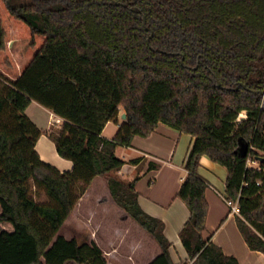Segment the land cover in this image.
I'll return each mask as SVG.
<instances>
[{
    "label": "trees",
    "instance_id": "1",
    "mask_svg": "<svg viewBox=\"0 0 264 264\" xmlns=\"http://www.w3.org/2000/svg\"><path fill=\"white\" fill-rule=\"evenodd\" d=\"M13 30L28 40L22 64ZM0 76V222L13 226L0 232V264H108L97 242L62 233L99 176L161 247L149 264H176L165 222L142 208L140 178H122L126 162L116 152L160 123L194 137L175 196L190 210L180 231L189 260L179 264H240L204 235V155L227 168L238 227L264 253V0H0ZM33 101L62 125L41 129L27 115ZM121 108L126 118L105 138ZM45 133L72 170L41 158Z\"/></svg>",
    "mask_w": 264,
    "mask_h": 264
},
{
    "label": "crops",
    "instance_id": "2",
    "mask_svg": "<svg viewBox=\"0 0 264 264\" xmlns=\"http://www.w3.org/2000/svg\"><path fill=\"white\" fill-rule=\"evenodd\" d=\"M35 103L38 102L33 101L30 104L27 113ZM47 111H49L54 118H60L50 110L47 109ZM123 114L124 110L121 108L119 116ZM246 116V111H243L240 119H242L241 117L244 119ZM118 117L116 120L117 122H119ZM62 120L64 121V119ZM122 122L118 123L117 131ZM105 129L103 131V136L108 139L114 138L117 131L112 136H106L104 134ZM48 130L50 129H45V131ZM42 142L43 147L40 149L39 146ZM193 143L194 137L192 135L182 133L175 128L160 123L151 135L147 137L137 135L133 139L132 146H119L116 150L119 156V149L123 148L124 155L126 156L122 158L119 156L126 162L120 171V175L122 176L124 174L130 178V180L134 179L136 176L140 178L136 188L139 193L138 200L142 208L150 215L160 218L165 222V234L173 244L171 247V255L176 264L186 261V259L189 258L181 241L180 231L190 218V210L180 198L175 196L187 174L184 165ZM36 148L44 161L51 163L61 171L72 170L73 162L59 155L55 143H51L48 133L40 137ZM135 159H139V161L137 163L131 162ZM151 162L159 164V168L149 169ZM199 174L210 183L206 191L209 201V213L207 229L204 233L205 237L212 236L213 241L220 246L226 254L235 256L240 264H264V253L252 250L248 246L238 227L236 215H232L229 212V206L225 197L226 181L228 177L227 168L213 161L207 155H204L201 158ZM97 178L98 177H96L94 181ZM90 188L80 199L63 225V228L71 218L77 220L79 219V215H81L82 217L80 218L86 219L89 223L91 221L90 224L95 221L97 225L99 223L98 226L100 228H104L108 231L107 234H109L105 235L107 236V241H105L102 236L97 234L93 227V229L88 232L86 240H94L97 242L108 257L109 252L113 254V260L118 261L115 264H149L153 261L161 252V247L155 239L146 230H140L139 235L137 233L134 234V236L130 233L131 230L128 229V219L131 216L115 203L108 185L109 200L108 202L106 201V204L110 205V210L103 208V213L98 214L94 208L86 206L85 204L87 202H85V197L88 196ZM98 201L102 204L104 200L100 199ZM107 211H113L115 213L113 221L108 224V226L105 223L107 221ZM101 216L105 221V226L100 222L102 219ZM223 219H225V221L220 226V222ZM2 230L11 232L13 231V226L8 222H0V232ZM144 231H146L147 234ZM65 236L73 238L67 235ZM139 236H141V238ZM123 241L128 242V244H133L136 248V256L131 254L127 256L117 254L118 249L116 246L120 245ZM105 242L106 247L104 246ZM108 264H110L109 259Z\"/></svg>",
    "mask_w": 264,
    "mask_h": 264
},
{
    "label": "rangeland",
    "instance_id": "3",
    "mask_svg": "<svg viewBox=\"0 0 264 264\" xmlns=\"http://www.w3.org/2000/svg\"><path fill=\"white\" fill-rule=\"evenodd\" d=\"M28 44V40H21L17 38L16 32L13 30V34H12V40L10 43L12 52L17 60V62L19 64L23 63V58H22V53L26 47V45ZM0 81H2V78L0 76ZM27 115L43 130L45 129H56L59 128L62 123L63 120L58 118V117H53L49 111H47V109L40 105L39 103H35V105H33V107L28 111ZM123 115H120L118 117V121H113L110 124H107L106 129H105V135L106 136H112L115 134V132L117 131L118 128V123L123 121ZM243 116V115H242ZM243 119V117H241ZM49 139L51 140V143L54 142L50 137ZM43 147V142L40 143L39 148L41 149ZM260 155L264 156V153H262L261 151H259ZM119 156L122 157H126L124 155V149L120 148L119 149ZM257 163H254L253 160L249 161V165H256ZM124 179L126 180H130V178H128L126 175H122ZM126 176V177H125ZM148 185V182H147ZM108 188H107V183H106V178L101 176L98 177L92 184L90 190H89V194L88 196L85 197V202H87L85 205L88 207H92L95 209L96 212H98V214L103 213V208H107V210H110L109 204H106L108 202ZM38 199L44 200L45 196L42 195L40 196ZM104 200L103 203H99L98 200ZM107 201V202H106ZM107 215V221L105 222L103 217L101 219V224H104V222L107 224H110L113 221V217L115 216V213L113 211L108 212ZM82 214V213H81ZM82 217L81 215H79V219L75 220L73 218H71L69 221H67L66 226L62 229V233L64 235H67L69 237H75L78 240L85 241L88 232H90L93 227L96 230L97 234L99 236H102L104 238L105 241H107V230H105L104 228H100L97 225V222H92L90 221V223L86 220V219H82L80 218ZM104 224V226L106 225ZM103 227V226H102ZM128 229L131 230L130 233L134 236V234L139 235L140 230H144L132 217H129L128 219ZM134 231V232H133ZM146 233V231H144ZM145 233H144V239L145 237ZM147 234V233H146ZM141 238V236H139ZM148 238V237H147ZM124 242V243H123ZM122 243H120V245H117L116 248L118 249V255H123V256H127L129 254L136 256V248L133 246V244H128V242L123 241ZM106 247V242L105 245ZM106 258H108L110 260V264H115L118 261H114L113 260V254H111L110 252L108 253L109 257L106 255V253H104ZM107 259V260H108ZM189 260L186 259V261ZM184 262V261H183ZM70 264H77V263H70Z\"/></svg>",
    "mask_w": 264,
    "mask_h": 264
},
{
    "label": "built area",
    "instance_id": "4",
    "mask_svg": "<svg viewBox=\"0 0 264 264\" xmlns=\"http://www.w3.org/2000/svg\"><path fill=\"white\" fill-rule=\"evenodd\" d=\"M254 163H256V162H254ZM226 202L229 206L230 214H232V215L239 214L240 208H239V204L237 202L230 200V199H226Z\"/></svg>",
    "mask_w": 264,
    "mask_h": 264
},
{
    "label": "water",
    "instance_id": "5",
    "mask_svg": "<svg viewBox=\"0 0 264 264\" xmlns=\"http://www.w3.org/2000/svg\"><path fill=\"white\" fill-rule=\"evenodd\" d=\"M261 94L264 95V90L261 91ZM123 118H124V119L126 118V114H125V113L123 114ZM240 143H241V152H242L243 154H247V152H248V148H249L248 143H245L242 139L240 140Z\"/></svg>",
    "mask_w": 264,
    "mask_h": 264
}]
</instances>
